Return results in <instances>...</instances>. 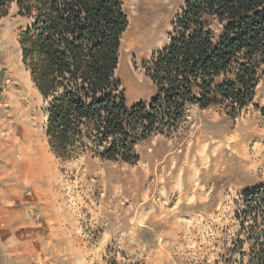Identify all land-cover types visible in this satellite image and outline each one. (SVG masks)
<instances>
[{
  "label": "rangeland",
  "instance_id": "obj_1",
  "mask_svg": "<svg viewBox=\"0 0 264 264\" xmlns=\"http://www.w3.org/2000/svg\"><path fill=\"white\" fill-rule=\"evenodd\" d=\"M118 1L128 26L116 77L126 106L147 104L155 89L142 65L168 43L185 0ZM28 24L15 4L0 19V177L24 183L47 264L245 263L236 217L264 186V80L235 116L190 107L175 131L136 146L134 164L63 161L48 147L43 99L21 63Z\"/></svg>",
  "mask_w": 264,
  "mask_h": 264
},
{
  "label": "trees",
  "instance_id": "obj_2",
  "mask_svg": "<svg viewBox=\"0 0 264 264\" xmlns=\"http://www.w3.org/2000/svg\"><path fill=\"white\" fill-rule=\"evenodd\" d=\"M12 4L29 20L18 34L21 63L43 99L48 147L63 161L134 164L136 146L175 131L190 107L235 116L264 80V0H185L168 43L142 65L154 96L130 107L116 77L128 26L118 0H0V19ZM243 208L242 264H264V186Z\"/></svg>",
  "mask_w": 264,
  "mask_h": 264
},
{
  "label": "crops",
  "instance_id": "obj_3",
  "mask_svg": "<svg viewBox=\"0 0 264 264\" xmlns=\"http://www.w3.org/2000/svg\"><path fill=\"white\" fill-rule=\"evenodd\" d=\"M24 186L0 177V264H47L45 228L28 218Z\"/></svg>",
  "mask_w": 264,
  "mask_h": 264
},
{
  "label": "bare ground",
  "instance_id": "obj_4",
  "mask_svg": "<svg viewBox=\"0 0 264 264\" xmlns=\"http://www.w3.org/2000/svg\"><path fill=\"white\" fill-rule=\"evenodd\" d=\"M5 50V49H4Z\"/></svg>",
  "mask_w": 264,
  "mask_h": 264
}]
</instances>
